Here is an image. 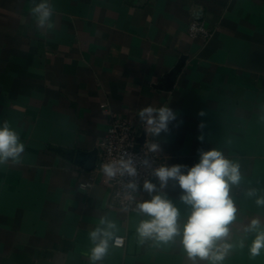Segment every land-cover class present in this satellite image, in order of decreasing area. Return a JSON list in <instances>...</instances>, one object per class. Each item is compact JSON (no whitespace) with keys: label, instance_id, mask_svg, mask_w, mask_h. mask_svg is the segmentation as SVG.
Listing matches in <instances>:
<instances>
[{"label":"crops","instance_id":"crops-1","mask_svg":"<svg viewBox=\"0 0 264 264\" xmlns=\"http://www.w3.org/2000/svg\"><path fill=\"white\" fill-rule=\"evenodd\" d=\"M40 2L0 0V125L25 145L19 163L0 165V264H90L89 232L102 217L116 222L124 245L110 241L99 264H191L180 237L141 244L136 232L148 219L137 203L156 194L186 222L191 209L176 181L161 188L155 177L156 191L142 186L121 204L97 165L88 170L54 149L97 150L99 164L111 116L159 145L163 166L186 165V174L199 151L213 149L238 163L229 240L245 246L223 264H264V250L249 255L255 233L243 232L253 218L264 224L255 203L264 195V0H49L52 29L30 13ZM195 19L209 38L189 36ZM146 106L175 113L167 133L147 131L138 116Z\"/></svg>","mask_w":264,"mask_h":264},{"label":"clouds","instance_id":"clouds-1","mask_svg":"<svg viewBox=\"0 0 264 264\" xmlns=\"http://www.w3.org/2000/svg\"><path fill=\"white\" fill-rule=\"evenodd\" d=\"M40 29L54 28L52 17L54 9L49 0H41L30 9ZM155 113V115H154ZM203 115V113H199ZM138 116L145 123L148 132L159 136L163 131H169L168 125L176 119L175 113L167 106L154 108L146 106L139 110ZM199 139V138H198ZM25 145L20 141L19 135L5 121L0 125V165L11 160L19 163L24 153ZM159 150V145L151 144L150 152ZM199 151V150H198ZM118 161L102 165V172L108 179L117 175L135 177L137 170L130 155ZM199 162L183 171L186 165L160 166L153 170V175L158 179L160 187H165L169 180L176 181L182 189L180 200L191 211L186 222L179 223L180 211L174 203L165 196L152 195L150 200L137 203L136 211L146 215L148 219L141 220L136 227V232L141 244L154 241L160 244L174 243L180 237V245L191 264H223L225 258L236 247L244 248V238L237 243L229 240L231 225L237 221V207L230 195L231 186L239 185L241 180L240 165L227 159L219 150L199 151ZM147 163V161H144ZM126 188L130 190L126 199L132 200V193L138 190V185L130 181ZM144 191L152 194L156 185L144 181ZM248 196L256 195L252 189ZM255 203L264 207V195L257 196ZM125 210H127L125 208ZM118 227L115 221L106 217L99 220V225L89 232V240L93 247L90 249V264H99L109 249V242L115 245L122 243V238L115 235ZM245 237L248 233H255L249 247V255L255 258L264 250V224L258 218H253L244 226Z\"/></svg>","mask_w":264,"mask_h":264},{"label":"built area","instance_id":"built-area-1","mask_svg":"<svg viewBox=\"0 0 264 264\" xmlns=\"http://www.w3.org/2000/svg\"><path fill=\"white\" fill-rule=\"evenodd\" d=\"M189 36L192 38L207 39L212 35L211 30L203 20L195 19L191 21L188 28ZM140 135L133 124L124 118L111 116L107 126L105 137L101 142L100 162L97 164V169L102 172V165L118 161L122 157L127 159L128 154L133 159V164L137 170L135 177L117 175L114 179H108L109 184L114 188L115 197L121 204L128 205L132 202L137 192L143 186L144 181H150L155 176L153 170L163 166L162 156L159 152L148 151L149 144L139 141ZM147 161V163H144ZM103 173V172H102ZM134 181L138 185V190L132 193L133 199H126V194L130 192L126 185ZM82 188L90 186V183L84 182L80 185ZM122 243L116 246L124 245V237ZM114 243V242H113ZM115 245V243H114Z\"/></svg>","mask_w":264,"mask_h":264},{"label":"water","instance_id":"water-1","mask_svg":"<svg viewBox=\"0 0 264 264\" xmlns=\"http://www.w3.org/2000/svg\"><path fill=\"white\" fill-rule=\"evenodd\" d=\"M146 133L143 132L139 137L140 142H144ZM56 151L62 154L64 157L73 160L77 165H80L88 170L93 169L97 165V155L98 151L93 150L91 152H84L79 150H72L67 148H56Z\"/></svg>","mask_w":264,"mask_h":264}]
</instances>
